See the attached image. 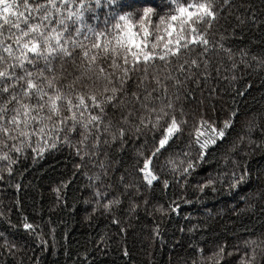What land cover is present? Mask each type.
<instances>
[{"label": "trees", "instance_id": "1", "mask_svg": "<svg viewBox=\"0 0 264 264\" xmlns=\"http://www.w3.org/2000/svg\"><path fill=\"white\" fill-rule=\"evenodd\" d=\"M216 2L220 4L221 0ZM118 3L132 12L155 6L160 0ZM221 7L224 11L208 29V52L201 55L203 46H196L189 54L201 65L196 72L198 86L191 81L180 86L177 100L174 82L167 80L168 97L155 99L162 94L157 91L148 101L150 107H159L171 99L178 119L183 106L187 125L174 138L170 150L173 158L182 151L190 152L192 158L197 156L199 148L189 133L195 136L193 126L200 117H211L222 124L231 111L237 113L225 138L209 147L205 160L197 162L187 183H176L179 174L165 164L169 153L153 161L151 167L159 179L152 185L139 172L144 157L138 153L149 154L163 133L164 122L155 129L142 126L138 138L129 131L122 147L119 142L104 144L102 138L97 151L93 139L85 147L78 143L79 134L72 133L69 142L61 135L54 148L47 147L41 154L32 148L21 154L12 152L10 156L16 162L11 173L7 171L8 161L0 159V264H244L255 247L246 244L249 240L259 245L255 264H264V200L258 195L264 191V0H231ZM107 11L103 7L98 10L101 21ZM88 22L96 23L90 13ZM219 43L231 49V58ZM81 60L77 57L73 64L66 58L61 78L65 87L80 77L77 91L99 95L107 82L97 79V66L89 67L86 59L83 63ZM108 63L102 66L111 71ZM59 64L56 61L57 74L61 71ZM204 71L208 73L206 80L200 76ZM156 74L163 80L165 72L153 68L146 78L142 71L131 73L125 86L129 92L126 99L133 101L131 92L143 99L146 91L157 87L152 79ZM180 78L183 80V76ZM135 108L139 109L137 115L146 112L139 104ZM233 162L249 167L246 183L230 188L224 177L215 185L216 191L197 190L196 185L209 174L216 177L230 172ZM97 190L100 196L95 195ZM112 199L120 203L105 210L103 205ZM170 205L179 207L173 211ZM25 218L34 225V231L23 228ZM5 239L8 247L4 246ZM220 248L223 253L215 255Z\"/></svg>", "mask_w": 264, "mask_h": 264}, {"label": "snow or ice", "instance_id": "2", "mask_svg": "<svg viewBox=\"0 0 264 264\" xmlns=\"http://www.w3.org/2000/svg\"><path fill=\"white\" fill-rule=\"evenodd\" d=\"M230 2L160 0L155 6L130 12L125 11L126 6L118 0H0V159L8 161L7 171L11 173L12 164L16 162L10 153L21 154L26 148H32L33 152L41 154L47 147L54 148L61 135L65 142H69L70 134L78 133V143L85 147L87 141L93 139V147L98 151L102 138L104 144L119 142L122 147L129 131L138 138L142 126L150 125L155 129L164 122L163 133L149 154L138 153L144 157L139 172L143 174L144 181L152 185L159 179L151 167L153 161L169 153L165 164L174 174H179L180 180L176 183L183 180L186 184L187 178L198 166L197 162L205 160L209 147L225 138L237 113L231 111L222 124L211 117H200L193 126L195 136L189 133L199 148L197 156L192 158L190 152L182 151L173 158L170 150L175 144L174 138L187 125V120L183 119V106L179 108L178 119V110L171 99L167 103L162 102L159 107H150L148 101L157 91L162 94L155 99L163 101L168 97L169 86L164 82L167 80L174 82L172 87L176 89L177 100L180 99V86L190 81L198 86L196 72L201 65L189 54L196 46H203L201 55L208 52L211 44L208 29L224 11L221 4L228 5ZM102 7L108 11L101 21L98 10ZM89 13L96 23L88 22ZM218 46L231 58V49L225 48L223 43ZM77 57L82 58L81 63L86 59L89 67L95 65L99 68L97 79L107 82L99 95L77 91L75 85L80 77H75L65 87L61 79L65 60L67 58L75 64ZM56 61H60L59 74L56 72ZM104 63H108L111 71L102 66ZM204 63L206 68L208 61ZM161 64L163 69L159 67ZM150 68L165 72L163 80L159 74L153 75L156 88L146 91L143 99L137 92H131L134 103L126 99L129 92L125 86L130 74L142 71L143 78H146ZM207 75L206 71L200 73L205 80ZM185 91L188 89L185 88ZM130 103H133L132 107H129ZM135 104L146 112L137 115L139 109L135 108ZM129 125L130 128L126 127ZM240 139L242 141L243 136ZM235 147L233 145V150ZM77 154H81L79 148ZM224 159L227 166L229 156ZM233 164L230 172L218 173L216 177L209 174L203 183L196 185L197 190L200 193L209 188L216 191L215 185L224 177L228 178L230 188L246 183L250 176L247 164L243 167L236 162ZM0 179L3 177L0 176ZM168 183L164 181L165 186ZM95 195H101L99 190ZM258 195L264 200V191ZM119 203V200L112 199L103 207L110 210L111 205ZM178 207L175 205L172 210ZM23 228L34 231V225L27 222V218ZM0 238H3L2 233ZM41 243L46 241L41 239ZM246 244L255 247L252 248L251 258L245 259L244 264H255L256 247L259 245L255 240L246 241ZM8 245L9 241L5 239L4 246ZM223 251L220 248L215 255L219 256Z\"/></svg>", "mask_w": 264, "mask_h": 264}]
</instances>
